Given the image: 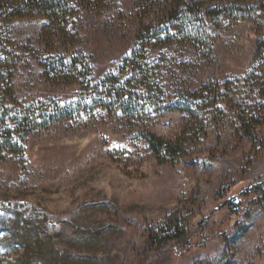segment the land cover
Segmentation results:
<instances>
[{
  "label": "rangeland",
  "instance_id": "obj_1",
  "mask_svg": "<svg viewBox=\"0 0 264 264\" xmlns=\"http://www.w3.org/2000/svg\"><path fill=\"white\" fill-rule=\"evenodd\" d=\"M16 1L0 0L12 73L2 94L11 115L0 118V264H264V0H196L204 11L234 7L221 20L208 14L197 43L141 41L147 16L134 0H66L63 28L42 11L5 14ZM73 57V75L43 66ZM87 82L98 97L111 83L142 96L130 110L74 111ZM53 105L72 116L27 134L13 123L15 110ZM241 117H251L245 128ZM144 132L180 147L160 160ZM175 223L185 239L150 251Z\"/></svg>",
  "mask_w": 264,
  "mask_h": 264
},
{
  "label": "trees",
  "instance_id": "obj_2",
  "mask_svg": "<svg viewBox=\"0 0 264 264\" xmlns=\"http://www.w3.org/2000/svg\"><path fill=\"white\" fill-rule=\"evenodd\" d=\"M137 10L141 12L143 16H147L144 23H141V29L137 34V38L141 41L148 40L151 42H173L183 41L189 43H197L205 37V25L208 14H213V18L221 20L223 16L233 14L234 7L232 5H225L222 12L220 11H204L202 7L196 2V0H134ZM70 5L66 0H20L13 4L10 11H6L5 14L13 16L15 18H32L34 13L42 11L47 21L63 28L65 23L66 12L70 10ZM145 18V17H144ZM63 24V25H61ZM61 25V26H60ZM262 42L259 44L258 52L262 53ZM143 51L137 49L133 52V59H131L133 70L138 73L143 72L141 63L138 60L140 53ZM78 58H71L70 63L64 64L61 61L60 65L54 64L53 67L50 63H47L44 68L53 74L54 76H67L70 73L78 72ZM11 59L5 55L0 56V118L10 116V110L5 105V97L2 96L6 92L11 80L10 68ZM80 74L83 78L87 75V63L82 61L79 63ZM72 73V75H73ZM86 74V75H85ZM6 86L3 89V86ZM86 88H90L86 92L85 98H82V102H76L74 106L78 111L81 109H90L93 106H103L109 110H118L126 108L130 110L134 108L139 101V91L127 89L123 85H114L111 83L105 87V96L98 97L100 93H96L93 87H89L87 82ZM133 100L137 103H133ZM137 100V101H136ZM98 102V103H96ZM208 103L216 102V99L211 98L207 100ZM75 104V103H72ZM83 104V105H82ZM139 104V103H138ZM137 104V105H138ZM90 105V106H89ZM68 107V106H67ZM67 107L60 108L58 105L52 107H46L45 109H36V107L28 106L21 108L20 111H14L13 123L18 127L23 126L24 134L31 132L38 124H55L64 119L72 116V111L67 110ZM238 116V115H237ZM241 116V115H239ZM243 120V127H246L247 121L251 118L241 117ZM143 137L145 142L148 144L151 151L160 160H165L166 157L175 155L177 149L180 147V142L177 140H166L157 136L152 132H144ZM261 193L264 194V187L260 189ZM186 231L184 225L175 223L174 226L167 225L160 227L155 233L152 240V247L150 251L155 254L159 253L165 247L179 243L185 239ZM174 247V246H173Z\"/></svg>",
  "mask_w": 264,
  "mask_h": 264
}]
</instances>
